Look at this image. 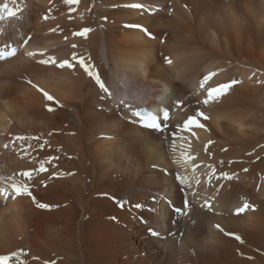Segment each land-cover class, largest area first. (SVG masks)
Returning a JSON list of instances; mask_svg holds the SVG:
<instances>
[{"label": "bare ground", "instance_id": "1", "mask_svg": "<svg viewBox=\"0 0 264 264\" xmlns=\"http://www.w3.org/2000/svg\"><path fill=\"white\" fill-rule=\"evenodd\" d=\"M17 1L22 34L32 29L29 46L44 54L38 65L21 57L0 64L8 194L0 256L16 253L9 264H264V0ZM65 60L71 67H56ZM211 72V87L238 83L204 105L200 81ZM191 91L200 108L182 120L197 111L208 119L198 117L203 127L172 139L167 153L158 137L119 118L127 116L120 101L148 106ZM175 161L184 173L207 168L228 178H220L222 214L196 211L179 245L146 234L172 230L164 201L179 198L161 171ZM13 182L31 195L13 199ZM242 196L257 210L232 216Z\"/></svg>", "mask_w": 264, "mask_h": 264}, {"label": "snow or ice", "instance_id": "2", "mask_svg": "<svg viewBox=\"0 0 264 264\" xmlns=\"http://www.w3.org/2000/svg\"><path fill=\"white\" fill-rule=\"evenodd\" d=\"M66 2H73V0H66ZM130 7L140 8V7H142V5L133 4V5H130ZM15 15H16V12L12 8H10L7 3L0 6V19H4L5 17H13ZM136 27H140V26H136ZM88 31H90V29H84L81 33H79V35H85ZM143 31L147 35L151 36V33H148L147 29H143ZM25 43H27V41H25ZM15 54H16V50L11 48L10 46L6 45L4 48H0V61L6 60L12 56H15ZM34 54L35 53H28V55H34ZM47 62L48 61H41V63H47ZM53 62H55V61H53ZM165 62L168 64L172 63V61L170 59H168L167 57L165 58ZM80 64L83 65L82 60L80 61ZM66 65L71 67V65L69 64V62L67 60H65L59 64L60 67H65ZM85 70L88 71L87 68ZM88 74L90 76L93 75L90 71H88ZM215 75H216L215 72H211L208 75L204 76L203 79L200 81V88L204 89L206 91L205 98L202 101V103L204 105H208L210 102L218 100L222 95L226 94L227 90L229 88H231L232 85L238 83L237 81H231L228 84H221V85H217L215 87H211V86H209V81ZM94 78L96 80V83L99 85L100 89L104 92H108L107 87L99 79V76L97 75ZM40 91L43 92L42 89ZM43 95L49 101H52L54 99L47 92H43ZM181 103L182 102H177L176 107L180 108ZM124 107L128 108L129 111L131 112V116L133 118H135L134 122H138L141 125V127L146 128V129L155 130L157 132L163 131V129L168 127V123L171 120V117L169 115V111L167 109H161L158 113H153L150 111L133 110L127 104H125ZM49 110H51V109H49ZM198 117H203L205 120L208 119V117L204 113L197 111L195 113V115L188 116V118L183 121V124L177 125V127H180L183 130H189L193 126L203 127V125L198 122V119H197ZM41 170H43V169H41ZM21 175H23L24 177H28L29 179L31 178V173L28 171L23 172ZM7 179L11 180L12 178L8 177ZM10 187H11L13 193L15 194L12 197L13 199H15V197L19 196V195H31V193L28 190V187L25 184H17L15 182H13L10 184ZM4 195H5V191L3 189H0V196H4ZM38 206L39 207H47L46 205H43V204H39ZM185 206H187V205H185ZM249 207H252V206H250L248 203L245 202L243 204V207L238 208L236 210V212H237V214L243 213ZM253 210H254V208H253ZM177 211H179V209H177ZM216 227L219 228V225H217ZM221 231H223V229H221ZM152 234L157 235V233H155V232H153ZM226 234L232 235L230 233H226ZM236 239L239 240L240 237L236 236ZM15 255H16V253L11 254V256H15ZM11 256H0V264H9Z\"/></svg>", "mask_w": 264, "mask_h": 264}]
</instances>
